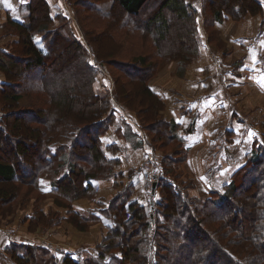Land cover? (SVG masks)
<instances>
[{"label": "trees", "instance_id": "obj_1", "mask_svg": "<svg viewBox=\"0 0 264 264\" xmlns=\"http://www.w3.org/2000/svg\"><path fill=\"white\" fill-rule=\"evenodd\" d=\"M147 1H85L92 12L89 18L107 32L109 38L106 37L108 40L105 38V42L116 45L105 49L103 57L94 48L74 1L68 0L69 5L75 7L73 19L64 10L52 14L46 0H30L28 16L23 23L6 18L8 29L5 33L11 39L0 49V74L5 80L0 84V203L20 197L22 186L34 189L37 180L43 176H47L50 188L68 201L94 199L96 192L91 180L119 188L106 206L100 208L112 222L101 241L78 247L72 252L62 250L59 252L62 257L55 256L50 250H38L39 246L34 245L36 242L27 238L35 226H50L55 219L50 221L46 216L52 215L22 214L21 220L30 222L28 234L14 235L15 231H10L15 237L5 233L0 235V240L6 237L2 240V250L12 264H34L35 252L38 251L40 260L35 264H264V133L262 142L253 144L245 164L230 176L222 191L213 190L202 198L190 195L192 180L181 169L187 150L178 135V125L161 117L164 103L153 92L149 82L156 77L159 66L164 62L186 65L198 57V12L193 5L194 0H158L144 18L138 22L133 20ZM260 2L203 0L217 22L262 15ZM169 15L174 19L170 21ZM172 22L178 23L181 30L179 36L185 53L179 55L162 52L164 47L172 44L169 37ZM37 37L42 48L37 44ZM97 45L100 48V43ZM89 48L94 54L93 63L90 62ZM117 48H130V53L135 51L137 54L135 60L139 67L130 66L126 70L130 82L133 80L138 84L133 95L114 74L111 62L104 59L116 56ZM15 53L25 56L24 68L41 70L40 79L33 77V83L29 84L34 89L26 87L17 91L11 88L17 86L19 80L20 66L12 59ZM79 59L86 74L83 72L79 77L78 89L72 86L74 96H68L65 87L57 94L58 100H53L49 90L54 89V83L50 82L48 74L52 75L58 64L71 65ZM147 66H151L150 70H145ZM98 67L111 69L112 95L103 82L98 87L97 77L101 74ZM80 91L86 96L83 102L78 103L75 96ZM34 96L37 98L35 101ZM112 96L137 117L153 155L163 166L153 193L148 194L155 200L147 205L131 199L135 190L129 177L118 169L120 160L114 156L118 152L117 145L104 147L101 143V137L110 130L115 117ZM139 96L144 98L142 103L136 108L131 107L130 98L140 99ZM26 102L30 108L20 107ZM75 103L77 106L72 107ZM143 106H147L143 113L147 117L140 112ZM146 120L153 123L149 127L155 125L153 134L146 126ZM158 128L164 131V136L157 131ZM21 129H24L22 134ZM7 131H17L18 137L41 146L40 155H35L37 161L29 180L20 176L18 163L14 160L15 157H31L27 152L29 145L18 138L14 149L4 154L3 139L7 137ZM125 132L128 138L135 137L128 127ZM157 142L159 145L155 144ZM163 143L177 144L174 159L167 158L161 151L165 148ZM168 175L172 182L166 180ZM16 184L19 186L14 188ZM26 196L24 194L23 200ZM23 200L17 203L21 207H25ZM97 200L100 198L94 199L87 210L77 211L65 206L67 221L71 224L67 223V229L88 233L89 225L97 223L92 214V205L98 203ZM246 200H253L255 211L245 212ZM26 208L16 210L25 212ZM7 212L9 214L0 217L17 219L13 210ZM236 220L239 225L233 224ZM8 225L0 224V228L5 229L3 226ZM201 238L210 246L203 244Z\"/></svg>", "mask_w": 264, "mask_h": 264}, {"label": "crops", "instance_id": "obj_2", "mask_svg": "<svg viewBox=\"0 0 264 264\" xmlns=\"http://www.w3.org/2000/svg\"><path fill=\"white\" fill-rule=\"evenodd\" d=\"M46 1L52 14L56 13L52 8L55 5L73 19V12L65 1L68 9L61 6L60 0ZM29 2L0 0V22L4 24L9 18L23 23L28 16ZM193 5L198 12V57L179 67L173 76L167 69L162 79H157V75L149 85L164 103L161 117L178 125V135L187 150L181 169L192 180L189 193L202 198L213 190L222 191L230 176L245 164L253 144L263 138L264 0L260 2L262 15H246L239 21L228 18L217 22L203 0H194ZM9 39L6 33L1 37L5 43ZM98 78L100 84H105L103 71ZM4 81L0 74V84ZM107 88L112 95V83ZM113 97L117 117L109 130V144L118 146V169L129 177L135 190L131 199L145 200L156 187H153L156 182H151L152 188L149 187V176L143 170L146 155L154 152L137 117ZM125 127L135 137H125Z\"/></svg>", "mask_w": 264, "mask_h": 264}, {"label": "rangeland", "instance_id": "obj_3", "mask_svg": "<svg viewBox=\"0 0 264 264\" xmlns=\"http://www.w3.org/2000/svg\"><path fill=\"white\" fill-rule=\"evenodd\" d=\"M64 1L71 8L72 12H74L75 7L69 5L68 0H60L59 2L61 4V6H63V8H67V6H65V4H64ZM71 1H74L75 4L76 3L78 4L77 8H79V15L81 18L83 17V20H82L83 26L88 31L89 38L91 39L94 48L97 50V53H99V55H101L103 57V55H104L103 51L105 49L109 50V49H111L110 46H116V45H113V44L110 45V43H111L110 41H109L110 43L105 42V38L108 37L107 32L104 29H102L100 26H98L97 24H94V21L89 18V13H91V15H92V12L89 11L90 7H87V5L85 4L86 0H71ZM157 1L158 0H148L145 3V5H143V7L141 8L139 15L135 18H132V19L137 20V22H138L139 19L144 18L147 14L150 13V11L155 6ZM206 4H207V2H206ZM52 8L56 13L59 12V10L55 7V5ZM56 13H54V15H56ZM169 17L171 18L170 21L172 19H174V17L172 15H169ZM177 25H179V24L176 22H172L171 29H170V35H169V37L172 39V44H171V46L164 47L162 50L163 53L165 52V53H168L170 55H173V53H178L177 55H179L181 53H185L184 52L185 50L182 49V44H183L182 39L180 40V36H179V35H181V30L179 27H177ZM83 26L81 27L82 30H83ZM7 29L8 28H7L6 24L5 23L3 24L0 22V47H5L9 42V41H6V43H5V41L1 40V37L5 34V31H7ZM36 41H37V44L39 45V47L42 48V44H41L38 37L36 38ZM123 41L126 42V39H123ZM97 43L98 44L100 43V48H99V45H97ZM129 49L130 48H124V49L120 50L119 48H117L115 50L116 56H112V57H108V58H104V59L108 62L109 61L111 62L112 65H110V67L112 68V71L118 77V79L122 83H124L123 86H125V88L128 91L130 90L131 91L130 93H132V95H133L134 92L138 89L137 88L138 84L136 81H133V80L130 82L129 77H128V73H127L128 71H126V70L130 66L139 67V65L137 64V62L135 60L137 54H135V51H133V54L130 53L131 50H129ZM89 52H90V62L93 63L94 62V60H93L94 54L92 53L91 49L89 50ZM139 54H142V53L139 52ZM12 59L15 60L19 64L20 69L18 71V75H19V77H18L19 80L17 83L18 85L17 86L13 85V86H11V88L17 89V91L20 90L21 88L25 89L26 87H27V89H34V88H31V86L29 84L33 83V82H31L33 77H39L41 75L40 74L41 70L24 68V64L26 63V59H25V56L21 53H15ZM168 63H171V62H164L162 65L159 66L158 72L159 73L161 72V75H159L157 72V75H158L157 79H159V80L162 79V77L165 74V72L167 71V69H168V71H171L172 76H173L174 72L177 71L178 68L182 66V65H179L178 62H175V63H177V65H167ZM82 66H84V65H83L82 61L79 59V60L75 61V63H72L71 65L58 64L53 69L54 70L53 74L52 75H51V73L48 74V78H49L50 82L52 84L54 83V89L49 90V93H51L53 100H56V101L58 100L57 94L59 92H62L63 89H65V87H67L66 94L68 96H70V95L74 96V94L72 93V91H73L72 86L74 88L76 87L78 89L77 86H78V82H79V77H81V75H83L85 73L84 72L85 68L83 70ZM150 67L151 66H147V68L145 70H148ZM98 69L103 71V73L106 77V79L103 80V82H105L106 85L109 83H113L112 78H111V74H110L111 69L109 71L107 69H105L104 67H102V68L98 67ZM49 72H51V71H49ZM39 79H40V77H39ZM99 81H100V78H98V84H97L98 87L100 86ZM150 82H149V84H150ZM84 90L86 91V89H84ZM85 96L86 95L83 94V91H80V94L79 93L76 94L75 101L78 103L83 102V97H85ZM139 97H141V98L139 99L136 97L135 100L133 98H130L131 107L136 108L137 105H139V103H142L144 98L142 96H139ZM34 98H35V96H34ZM36 99L37 98H35L34 101ZM145 104H147V103H145ZM22 105L24 108H30L29 106H26V105H28L27 102L25 104H21L20 107H22ZM73 106H77V104L75 103L74 105H72V107ZM70 108H71V106H70ZM8 110L12 111V109H10V108H8ZM144 110H147V106L146 107L143 106L140 110V112L142 113V116L147 117L146 115L143 114ZM147 113L148 112L145 111V114H147ZM116 117L117 116H115L114 119ZM114 119H113V121H114ZM145 123H146V126H148V127L153 124L152 122H148V120H146ZM154 128H155V125H153L152 127H149V131L151 134H153V130H155ZM21 130H22L21 134L24 133V129H21ZM157 131L161 132L163 136L165 135V133L162 129L158 128ZM108 132H107L108 134L106 133L107 135L105 134L104 136H102V139H101V143L104 147L111 145V144H109V138L111 136V131H108ZM17 133H19V132L7 131V137H6V139H3V147L2 148L4 149V151H6V153H4V154H7V153H10L14 149V146H16V143L19 142L18 138H20V140L26 141V144L29 145V150L27 152L31 157L24 158L23 156H21V158H16V157L14 158V156H12V159L14 158V160L18 163L20 176L24 180H26V179L29 180L31 172L33 171L32 169L36 165L35 163L37 161V158L35 157V155L36 156L40 155L41 146L36 145L35 143H33V141L27 140V138H22L20 136L18 137ZM263 133H264V130H263ZM127 135H128V133L126 134L125 129H124V136L127 137ZM61 141H65V140L62 139ZM132 141H134V140H132ZM155 144L159 145L158 142ZM163 144H164L165 148L161 149V151L165 154V156H167V158L174 159L176 157V154L173 152H176L175 149L177 148V144H175V143H163ZM116 148H117V146H116ZM177 152H180V151H177ZM117 155H119V154L117 153L114 156L116 157ZM150 156L153 158V161H150L147 163L148 158ZM178 157H180V156L178 155ZM116 158H118V157H116ZM146 159L147 160H146L145 164H149L151 166L150 169L152 170L150 177L147 178V182L149 184V187L152 188L151 182L157 181V177L160 176V170L162 172L163 166H162L161 162L159 161V159L153 154L146 155ZM173 172H176V171H173ZM166 180L167 181L172 180L170 175H168ZM47 182H48L47 176H43L40 179V181L37 180V186H35L34 189L33 188L30 189V187L22 186V190H23V193L21 195L22 197L21 196L18 198L16 197L14 200L4 201V203H0V216H5V215L9 214V212H7V211L12 212V210H13V213H15L16 217H17L16 220L11 219V218L0 217V224L1 225L9 224L8 226H3V228H5V229L0 228V235L2 233H5L6 235L8 234V236L15 237L14 235H16V234H22V235L28 234L26 231L28 230V228L30 226L29 225L30 222L27 220L24 223L23 220H21V218H23L22 214H33V216H34V214H50L52 216H46V217L49 218L50 221H53V218L55 219L53 222H51L50 226L47 225L48 227H46V228H43L40 225L35 226L33 228V232L31 234L27 235V238L29 240H33L31 242H33V243L36 242L34 244L35 246H39L40 249H38V250H40V251H42L41 249L46 250V251L50 250V252H52L55 256L62 257L63 254L60 256V253H59V252L62 253V250H68L69 252H72L78 247L90 246V245L96 244L97 242H100L101 237H102L103 233L106 232L107 227H110L112 225V222L103 215V212H102V210H100V208L103 206H106L109 198L113 197L114 194L119 191V188L118 187L112 188L111 184L106 183V182H99L101 184L99 186V184L97 183L96 180H91V184L94 187L95 192H96V196L94 199L100 198V201L97 200L98 203L92 205V208L94 209L92 214H94V216L97 218V223H92V225H89V227L91 228L89 230L90 233L83 235L81 233L73 232L72 230L70 231L69 229H67L66 225L69 222L67 221L68 220L67 219L68 218V212L65 211V206H68V208L74 209L77 211L87 210L88 208L91 207V202H94L93 201L94 199L81 198V199H77L74 201H68L67 199H65L63 197V195H60L56 191H53ZM103 184H107V185H105L103 187V190H102ZM18 186L19 185L16 184L14 186V188H17ZM19 189H21V188H19ZM24 194H27V196H26L27 198L25 200H23ZM148 197H149L148 201H146V199L145 200H138V201H140L144 205H147V203L149 204L150 201L155 200L150 195H148ZM148 197H146V198H148ZM19 200H23L25 207H27L25 212H22V211L18 212L19 210L25 208V207H21L17 204ZM15 206L19 210H16ZM244 206H245V210H247L245 212H249V210L255 211L253 208V200H246V203ZM82 207H86V209H82ZM235 207H237V206H235ZM51 217H52V219H51ZM18 221H20V222H18ZM16 222H18V224ZM238 222L239 221L236 220L235 223H233V224L239 225ZM10 231H12V232L15 231V232H13L14 235ZM198 231L199 230H197V232ZM82 236H85V237H82ZM3 239H6V237H2V240ZM203 239L204 238H201V241L204 244L205 241H203ZM2 240H0V264H12L11 262H9L7 260L6 252H4L2 250ZM205 244H207V246H210V243H205ZM36 253H38V254H36ZM39 254H40L39 251L35 252V257H36L35 262L40 260ZM205 259H206V257H205ZM35 262H34V264H35Z\"/></svg>", "mask_w": 264, "mask_h": 264}, {"label": "built area", "instance_id": "obj_4", "mask_svg": "<svg viewBox=\"0 0 264 264\" xmlns=\"http://www.w3.org/2000/svg\"><path fill=\"white\" fill-rule=\"evenodd\" d=\"M150 161H153V158H152L151 156L148 158L147 163L150 162ZM150 168H151V166H150L149 164H145V165H144L143 170H144L145 173L147 174V177H148V176L150 177V174H151V172H152V170H151ZM157 176H158V175H157Z\"/></svg>", "mask_w": 264, "mask_h": 264}, {"label": "snow or ice", "instance_id": "obj_5", "mask_svg": "<svg viewBox=\"0 0 264 264\" xmlns=\"http://www.w3.org/2000/svg\"><path fill=\"white\" fill-rule=\"evenodd\" d=\"M4 3H7V0H3Z\"/></svg>", "mask_w": 264, "mask_h": 264}, {"label": "water", "instance_id": "obj_6", "mask_svg": "<svg viewBox=\"0 0 264 264\" xmlns=\"http://www.w3.org/2000/svg\"><path fill=\"white\" fill-rule=\"evenodd\" d=\"M153 187H155V184H153Z\"/></svg>", "mask_w": 264, "mask_h": 264}]
</instances>
